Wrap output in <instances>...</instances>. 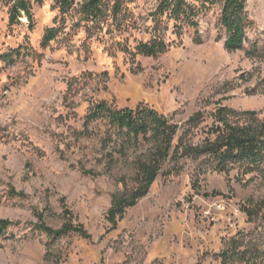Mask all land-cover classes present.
I'll return each mask as SVG.
<instances>
[{
  "label": "rangeland",
  "instance_id": "374dc122",
  "mask_svg": "<svg viewBox=\"0 0 264 264\" xmlns=\"http://www.w3.org/2000/svg\"><path fill=\"white\" fill-rule=\"evenodd\" d=\"M84 1L65 13L55 0L34 4L31 25L24 14L11 23L13 0H0V220L19 223L0 235V264H221L215 255L234 239L264 251V218L249 219L244 211L264 200V165L249 175L238 166L225 174L204 158L181 159L180 171L160 175L110 231L113 196L136 188L138 162L152 143L143 137L126 148L115 137L110 142L106 120L85 126L90 108L100 102L149 107L179 126L174 146L181 136L200 145L221 106L264 116V58H249V44L225 49L218 39L220 4L199 17L203 44L186 29L179 38L174 22L164 19L158 30L173 43L170 51L133 58L124 49L135 52L152 38L161 0H107L106 20L96 27L81 13ZM118 1L122 12L114 17ZM247 13L254 22L249 39L262 43L264 0H247ZM48 29L57 34L43 46ZM18 50L12 63L1 59ZM198 112L203 121L189 124ZM213 192L221 195L207 196ZM66 209L91 239L35 230L39 214L60 229Z\"/></svg>",
  "mask_w": 264,
  "mask_h": 264
},
{
  "label": "trees",
  "instance_id": "16d2710c",
  "mask_svg": "<svg viewBox=\"0 0 264 264\" xmlns=\"http://www.w3.org/2000/svg\"><path fill=\"white\" fill-rule=\"evenodd\" d=\"M62 13L68 12L76 0H55ZM107 0H85L81 13L93 27L99 26L107 17ZM45 0H13L10 9L11 23L19 22L24 14L30 24L34 23L33 6L42 5ZM200 7H196L187 0H161L157 11L153 14L155 27L152 38L147 42H140L135 52L128 49L133 58L138 55L148 58H158L170 51L173 43L168 42L160 35L159 28L165 21L174 22V34L182 37L184 29L192 32V40L195 44H203L204 38L200 32L199 17L203 13L210 12L217 4L221 5V13L218 19V39L224 41V47L228 52H236L245 49V45H251L246 50L249 58H264V41L251 42L248 32L254 26L253 20L247 13V0H198ZM121 1L113 7V16L118 17L122 12ZM124 13V10H123ZM55 29H48L43 38V46H48L56 37ZM20 50L11 52L1 57L6 63H12L15 56H20ZM214 123L209 130L208 138L200 145L185 142L184 136L174 146L179 126L171 122L165 115L146 106L139 105L136 109H117L107 102H100L90 108L86 116L85 126L99 120H106L109 124L108 139L121 140L122 147H127L144 140L152 143L150 153L141 159L137 165V186L128 194L114 195L111 208L108 211L107 220L111 224V230L118 227L128 209L135 207L145 198L153 184L160 175L170 176L180 171L181 159L187 158L199 160L204 158L207 167L218 173L229 174L232 169L239 167L244 175L260 171L264 165V116L256 111H237L221 106L214 113ZM203 121V113L198 112L191 117L189 124L198 126ZM214 137V138H212ZM174 166L166 171L167 164ZM84 175L98 176L95 171L80 168ZM13 195L22 197L23 194L11 191ZM221 194L213 192L217 197ZM65 203L64 199L62 200ZM249 219H254L260 214L264 218V200L251 201L244 208ZM67 221L60 229H53L44 221V216L39 214V223L35 230L46 234L50 238L61 239L69 235H78L84 239H91V235L81 224H76L73 214L65 210ZM19 223L7 219L0 220V235H3L10 227ZM216 259L221 264H263L264 251L258 244H245L238 239L230 241L228 247L218 255Z\"/></svg>",
  "mask_w": 264,
  "mask_h": 264
}]
</instances>
